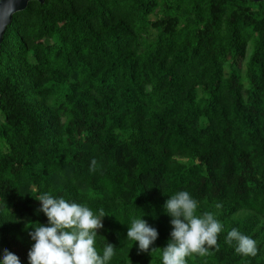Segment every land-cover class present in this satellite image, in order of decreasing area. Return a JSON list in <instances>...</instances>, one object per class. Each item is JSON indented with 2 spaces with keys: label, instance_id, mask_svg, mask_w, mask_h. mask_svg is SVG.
<instances>
[{
  "label": "trees",
  "instance_id": "16d2710c",
  "mask_svg": "<svg viewBox=\"0 0 264 264\" xmlns=\"http://www.w3.org/2000/svg\"><path fill=\"white\" fill-rule=\"evenodd\" d=\"M178 190L223 224L186 264H264V3L45 0L15 15L0 52V258L27 264L50 192L104 210L108 264H161ZM134 216L160 250L126 239ZM233 227L255 256L226 242Z\"/></svg>",
  "mask_w": 264,
  "mask_h": 264
},
{
  "label": "clouds",
  "instance_id": "9594fccd",
  "mask_svg": "<svg viewBox=\"0 0 264 264\" xmlns=\"http://www.w3.org/2000/svg\"><path fill=\"white\" fill-rule=\"evenodd\" d=\"M167 197L163 208L170 217L171 232L167 246L161 250V264H186L191 254L204 256L216 247L218 234L223 230L216 214L198 213L199 202L187 190H178ZM36 199L48 222L31 227L29 236L33 243L27 264H108L113 258L116 249L112 244L106 243L102 253L96 247L98 230L104 228L103 218L107 216L103 209L93 211L85 204L50 192L39 194ZM142 216L131 217L126 223V239L135 242L138 252L160 250L152 248L159 237L158 230ZM226 242H235V250L240 254L257 253L256 241L238 228L227 232ZM0 264H21V260L5 249Z\"/></svg>",
  "mask_w": 264,
  "mask_h": 264
},
{
  "label": "water",
  "instance_id": "95a60500",
  "mask_svg": "<svg viewBox=\"0 0 264 264\" xmlns=\"http://www.w3.org/2000/svg\"><path fill=\"white\" fill-rule=\"evenodd\" d=\"M45 0H0V52L7 29L12 25L14 16L25 11L29 4ZM254 3H264V0H252Z\"/></svg>",
  "mask_w": 264,
  "mask_h": 264
},
{
  "label": "rangeland",
  "instance_id": "374dc122",
  "mask_svg": "<svg viewBox=\"0 0 264 264\" xmlns=\"http://www.w3.org/2000/svg\"><path fill=\"white\" fill-rule=\"evenodd\" d=\"M251 55V50L248 52V59L250 58Z\"/></svg>",
  "mask_w": 264,
  "mask_h": 264
}]
</instances>
